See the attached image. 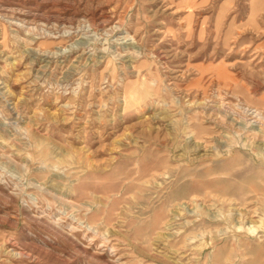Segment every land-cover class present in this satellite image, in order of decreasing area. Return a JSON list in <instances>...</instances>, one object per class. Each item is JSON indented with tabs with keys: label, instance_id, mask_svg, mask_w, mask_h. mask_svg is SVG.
I'll use <instances>...</instances> for the list:
<instances>
[{
	"label": "rangeland",
	"instance_id": "obj_1",
	"mask_svg": "<svg viewBox=\"0 0 264 264\" xmlns=\"http://www.w3.org/2000/svg\"><path fill=\"white\" fill-rule=\"evenodd\" d=\"M0 264H264V0H0Z\"/></svg>",
	"mask_w": 264,
	"mask_h": 264
}]
</instances>
